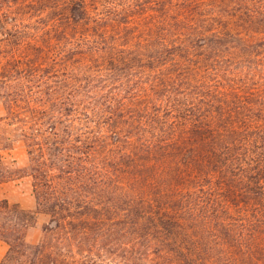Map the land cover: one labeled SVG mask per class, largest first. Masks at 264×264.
I'll list each match as a JSON object with an SVG mask.
<instances>
[{
  "label": "rangeland",
  "instance_id": "obj_1",
  "mask_svg": "<svg viewBox=\"0 0 264 264\" xmlns=\"http://www.w3.org/2000/svg\"><path fill=\"white\" fill-rule=\"evenodd\" d=\"M87 1L88 23L71 28L75 0H0V171L7 174L0 198L31 213V222L14 232L18 244L31 250L46 243L41 264H264L263 206L257 200H222L217 187L226 178L220 172L195 178L181 171L177 181L171 178V188L162 185L184 162L136 156L133 152L143 151L138 134L146 128L139 116L125 115L164 97L165 84L172 82L176 91L164 99L176 108L194 101L200 85L206 95L220 89L216 96L224 100L247 95L264 101V0ZM98 13L104 17L99 33L106 36L79 47L87 33L97 39ZM28 55L35 66L25 62ZM179 68H191L192 79L174 82ZM185 86L188 94L178 92ZM77 110L84 119L90 116L93 147L67 145L72 154L90 150L92 157L79 158L72 166L79 171L67 178L61 163L57 169L52 159L43 161L50 154L41 143L50 122L57 121L62 131L63 114L75 118ZM137 167L154 168V175L142 178ZM77 192L89 206L104 207L87 208L75 199L74 213H91L95 224L71 233L43 208L49 209L48 200H73ZM175 193L187 209L179 212V222L170 217L174 224L165 228L151 224L147 214L126 210L131 197L146 199L142 210L157 220ZM39 198L45 203L40 207ZM12 251L1 235L0 260Z\"/></svg>",
  "mask_w": 264,
  "mask_h": 264
},
{
  "label": "trees",
  "instance_id": "obj_2",
  "mask_svg": "<svg viewBox=\"0 0 264 264\" xmlns=\"http://www.w3.org/2000/svg\"><path fill=\"white\" fill-rule=\"evenodd\" d=\"M71 9L74 13L72 15L73 19H71L74 25L71 28L76 27L78 23H81L85 19H87L86 22L88 23V20L92 16L87 0H75ZM103 19V15L98 13L93 25L97 26ZM100 31L103 33L104 29ZM104 35L106 36L105 32ZM104 35L99 33L97 26V35L94 36L97 39H93L91 33H87L79 39L77 44L79 47H82L89 43L91 39L98 40V37L103 38ZM26 59L27 65L31 63V65L35 66L32 56L28 55ZM20 60H17V62ZM126 61L125 57L123 62L126 63ZM173 62H177V59L174 58ZM42 64V62L38 63L37 67ZM17 66L23 70L27 68L24 65L20 66V64H17ZM132 70L134 72L137 69L133 68ZM190 70L192 69L179 68L175 72L176 80L174 82L178 81L179 83L184 79H192V72ZM138 77L135 76V78ZM184 88V91L179 90L178 92L188 94V87L185 86ZM201 89L200 85L197 91H195L194 101L188 100L185 105L176 108L171 103L165 104L164 97L166 98L174 90L176 91L173 87V82L171 84L167 83L165 84L164 97L149 100L148 102L144 101L139 108L127 110L125 113L127 117L135 120L139 116L137 122L141 124V127L146 128L145 133L141 132L138 134L142 138L139 141L141 145L139 148L143 151L133 153L136 156H144L146 160L149 159L148 161L153 162L158 159L160 161L161 155L165 158L171 156L174 159H181L184 165L176 167L177 169L171 172L172 176L168 174L170 178H165L162 181V185L168 186V188H171L173 185L171 178L177 181L178 177H181V171L193 174L195 178L205 176L214 178V174L220 172L226 178L225 185L217 187L220 192H223L221 195L222 200H224V197L227 200L229 198L237 200H239L238 198H242L239 200L242 204H250L252 200H257V204L264 208V113H259L262 110L264 111V101L248 100L247 95L240 97L237 101H230L228 98L224 100L221 95L216 96L220 89L212 91L211 95L204 94V91ZM256 103L261 104L263 106L262 109H259ZM181 107H183L182 113ZM74 117L72 118L63 114L60 120L63 124V132L58 126L57 121L50 122L47 140L41 143V147L46 149L50 154L47 157L44 154L45 158L43 161L52 159V164L55 167L61 163V170L66 172L67 178H70V175L74 172L79 171L76 167H72L79 158L81 161L85 159L89 162L92 157L90 150H82L79 153L80 156L72 154L71 150L73 148L67 145L70 142H74L78 144L74 149L80 150L82 147H88L89 149L93 147L88 141L92 138L90 134L93 133V130L89 129L91 128L89 125H86L90 116L87 115V119H84L77 110V114ZM62 133H67L69 139H63ZM113 133L115 136L120 134L118 125H116ZM145 152L149 154H145ZM0 164H3L1 159ZM56 168L58 169L59 167L57 166ZM227 169H231L233 175H226ZM136 170L139 175H142V178L149 176L148 172L154 175V168L150 171L145 168L141 172V169L137 167ZM6 176V171L1 170L0 181H3ZM148 182H151L150 179ZM83 196L80 198L81 195L77 192L73 200L70 197L54 199L53 201L48 200L47 202L50 204L49 209L45 206H43L45 207L43 209L52 214V220L56 223L57 227L72 233L73 230L79 229L82 226L83 229L81 230L86 232L95 224L92 214L90 213V215L86 211L75 214L72 209L74 200H83ZM177 198L176 193L172 195L171 205H166L163 207L164 210L162 212H157V214L159 213L157 220L154 219L155 215H151L150 212L144 213L142 210L143 205L141 202L143 201L144 203L146 199L136 198L138 199L136 200L131 197L128 201L129 208H126V210L129 214L133 212L140 215L147 214V217L151 219L149 221L151 224L165 228L174 224L170 217L175 218L179 222V212L187 209L181 200L175 201ZM83 201H85L84 205H88V202H90L88 199ZM161 202L162 200L159 198L160 205ZM43 204H45L44 201L39 198V207ZM253 206L257 207L258 205L253 203ZM86 207L100 209L104 205L99 208L93 204ZM169 210L175 211L170 213ZM30 214V212L19 206L11 204L8 199L0 198V236L6 237L13 245V251L9 258L4 261L0 260V264H41V261L45 260L44 246L46 243L34 249L26 250L25 246L18 244L19 242L17 241L19 239L15 237L16 234L14 232L18 229L17 225L25 226L31 222ZM6 216L10 217L9 221L4 220L7 218ZM14 218H16V221H14ZM13 221L16 227L12 226Z\"/></svg>",
  "mask_w": 264,
  "mask_h": 264
}]
</instances>
